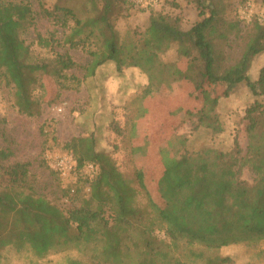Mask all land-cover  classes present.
<instances>
[{"label":"trees","instance_id":"trees-1","mask_svg":"<svg viewBox=\"0 0 264 264\" xmlns=\"http://www.w3.org/2000/svg\"><path fill=\"white\" fill-rule=\"evenodd\" d=\"M189 2L198 21L188 29L178 17L149 10L143 30L120 36L114 21L128 0H56L52 6L45 0H0V87L9 89L17 114L26 118L41 114L42 99L34 91L43 89L44 78L59 90H77L82 80L73 72L93 77L108 62L118 73L134 68L146 76L140 102L180 80L196 93L223 86L227 96L243 84L253 96H264V67L255 81L248 75L254 57L264 52V22L228 16L225 0ZM235 46L238 56L230 54ZM76 50L89 62L78 64L70 54ZM217 105L215 97L191 114L192 131L205 129L212 139L223 133ZM0 136V248L13 242L27 248L34 264L66 249L77 254L64 264H232L223 249L264 243V107L258 102L245 110L229 151L208 146L179 153L185 138L175 133L159 153V201L141 169L134 170L136 189L88 136L70 139L63 154L73 156L77 170L93 164L96 174L90 180L83 175L82 195L62 190L78 205L60 209L35 193L30 163L12 162L13 142L3 128ZM244 170L250 181L243 179ZM7 230L15 238L5 241ZM258 256L264 258V250Z\"/></svg>","mask_w":264,"mask_h":264},{"label":"rangeland","instance_id":"rangeland-1","mask_svg":"<svg viewBox=\"0 0 264 264\" xmlns=\"http://www.w3.org/2000/svg\"><path fill=\"white\" fill-rule=\"evenodd\" d=\"M46 6H52L56 0H45ZM129 6L120 11L121 15L114 21L117 33L123 36L127 30H143L147 24L149 10L162 12L181 19L183 29H188L198 21V13L189 0H155L151 5L128 0ZM229 5L226 13L238 17L244 22L258 17L264 12V0H225ZM251 6V16L247 17L242 10L246 4ZM236 8V9H235ZM33 38V35H30ZM235 50V51H234ZM234 51V52H233ZM230 54L238 56L235 46ZM43 52V51H42ZM78 64H86L89 57L80 50L70 51ZM173 59V55H167ZM184 64H180L182 69ZM264 67V52L255 56L248 75L255 81L259 70ZM82 81L77 90L74 88L59 90L49 78L43 79V89H36L34 94L42 99L41 114L35 118H26L17 114L12 105L9 89L0 87V131L10 139L14 148L12 162L30 163L29 180L37 195L51 204L67 210L77 206L78 202L62 197L66 189L85 192L81 170L69 178H62L52 172L45 160L47 154H63L64 145L72 138L93 136L98 152L107 153L117 169L128 179L135 182L134 170L141 169L149 193L158 200L156 181L161 174L160 151L166 149L175 133L185 138L182 150H198L212 146L221 151H229L233 139L242 127L245 110L255 102L264 107V96H253L245 85L236 86L227 96H223L224 87L205 86L203 92H195L185 80H180L148 99L140 102L143 89L147 84L146 76L138 69L127 68L121 73L115 71L111 62L101 66L93 77L83 79L82 71L73 72ZM217 97V112L223 124V133L212 139L205 129L192 131L191 116L205 102ZM140 106L141 109L137 110ZM60 110V111H59ZM190 113V114H187ZM134 125L133 129L131 125ZM176 130V131H175ZM0 136V146L3 144ZM7 140V139H6ZM240 146L245 149L247 139L239 137ZM178 153V155H179ZM82 174V177L79 175ZM243 179L250 181L251 175L244 170ZM138 202L145 206V195L139 193ZM18 233V232H17ZM12 232H4V240L12 239ZM156 236L163 238L161 233ZM15 238V237H14ZM17 244L9 243L0 248V264H34L37 259L27 249H20ZM264 243L240 244L225 248L223 256L232 258V264H264L260 251ZM73 250H52L38 264H64L68 257L76 256Z\"/></svg>","mask_w":264,"mask_h":264},{"label":"built area","instance_id":"built-area-1","mask_svg":"<svg viewBox=\"0 0 264 264\" xmlns=\"http://www.w3.org/2000/svg\"><path fill=\"white\" fill-rule=\"evenodd\" d=\"M155 2V0H138V3H145L151 5ZM251 6L250 4H246L242 13H246L247 17H250L251 14ZM260 22H264V12L258 17ZM60 111V110H59ZM46 164L48 168L52 171L60 175L62 178H69L76 172V163L71 154H47L45 156ZM88 178V180L92 179L97 171V168L93 164H86L81 169Z\"/></svg>","mask_w":264,"mask_h":264},{"label":"crops","instance_id":"crops-1","mask_svg":"<svg viewBox=\"0 0 264 264\" xmlns=\"http://www.w3.org/2000/svg\"><path fill=\"white\" fill-rule=\"evenodd\" d=\"M99 68H100V67H99ZM99 68H98V69H99ZM98 69H97V71H98ZM97 71H96V72H97Z\"/></svg>","mask_w":264,"mask_h":264}]
</instances>
